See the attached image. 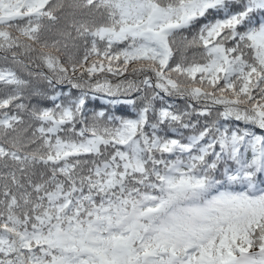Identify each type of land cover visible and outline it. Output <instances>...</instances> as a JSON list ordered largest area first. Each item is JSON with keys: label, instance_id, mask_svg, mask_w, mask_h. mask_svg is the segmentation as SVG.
<instances>
[{"label": "snow or ice", "instance_id": "obj_1", "mask_svg": "<svg viewBox=\"0 0 264 264\" xmlns=\"http://www.w3.org/2000/svg\"><path fill=\"white\" fill-rule=\"evenodd\" d=\"M0 264H264V0H0Z\"/></svg>", "mask_w": 264, "mask_h": 264}]
</instances>
